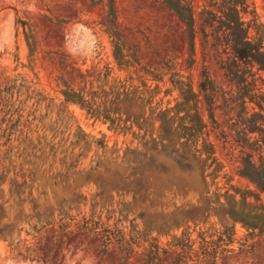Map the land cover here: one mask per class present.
Listing matches in <instances>:
<instances>
[{"label": "rangeland", "instance_id": "rangeland-1", "mask_svg": "<svg viewBox=\"0 0 264 264\" xmlns=\"http://www.w3.org/2000/svg\"><path fill=\"white\" fill-rule=\"evenodd\" d=\"M0 264H264V0H0Z\"/></svg>", "mask_w": 264, "mask_h": 264}, {"label": "trees", "instance_id": "trees-1", "mask_svg": "<svg viewBox=\"0 0 264 264\" xmlns=\"http://www.w3.org/2000/svg\"><path fill=\"white\" fill-rule=\"evenodd\" d=\"M230 25L231 24L229 23V26ZM231 26H232V32H234L235 34L239 33L240 29L242 30V28L240 27L241 24H238L237 26H233V25ZM242 41L243 40L241 39V42ZM246 43L250 44L249 42ZM202 88L203 90H207L208 88L207 79L202 83ZM136 92L137 91L124 93L126 95L124 101L128 99L132 101V99L136 95ZM121 94L122 92H120L119 89H117V91L116 90L106 91L103 100L101 102L95 101L96 107H93V105H91L90 108L95 115H103V117H106L109 120H111V117L110 115H108V112H110L111 110L119 111L121 108L128 115V119L133 118V122H135L140 129L145 130V135H147L151 131L157 130L160 132L159 138L161 140L169 139V142L167 144H163V146L174 145L173 141L177 134L176 128L174 127V123L177 120L178 112L182 111L181 109L178 110V106L167 108L163 111H160L156 115H154L156 112V108H153L150 114H147L148 113L147 106L148 104H151L152 101L147 100V103L144 102L143 104H140L139 112H138L136 105L132 107V104H130L128 107H126L121 103V101L123 100V98L120 96ZM133 108H136V112L133 111ZM171 113L174 114L171 115ZM157 120L161 121V124L158 128L154 126V122H156ZM157 139L158 138L154 137L151 140L146 141L145 143L146 150H151L152 152L158 151L157 146L159 145L160 140ZM149 143H151L150 147L147 146L149 145Z\"/></svg>", "mask_w": 264, "mask_h": 264}]
</instances>
